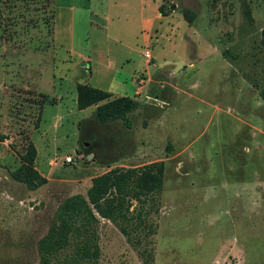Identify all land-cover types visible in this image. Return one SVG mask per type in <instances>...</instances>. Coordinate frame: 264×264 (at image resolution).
<instances>
[{
    "label": "rangeland",
    "instance_id": "rangeland-1",
    "mask_svg": "<svg viewBox=\"0 0 264 264\" xmlns=\"http://www.w3.org/2000/svg\"><path fill=\"white\" fill-rule=\"evenodd\" d=\"M166 5L174 13L156 21L147 43L132 35L140 55L120 63L98 46L95 60L80 58L90 48L83 17L71 26L54 5L50 30L45 0H0V264H40L38 240L57 206L86 195L91 177L160 161L163 184L146 203L145 223L126 237L99 218L100 252L87 264H264L263 2ZM181 7L195 14L192 23ZM132 66L145 82L140 95L123 74ZM163 70L170 82L159 91ZM115 75L126 77L120 94L142 103L129 114L131 128L96 124L94 105H76L77 83L107 90ZM160 93L170 104L148 106L147 96ZM28 141L48 179L34 190L11 176Z\"/></svg>",
    "mask_w": 264,
    "mask_h": 264
},
{
    "label": "trees",
    "instance_id": "trees-1",
    "mask_svg": "<svg viewBox=\"0 0 264 264\" xmlns=\"http://www.w3.org/2000/svg\"><path fill=\"white\" fill-rule=\"evenodd\" d=\"M262 2L264 5V0ZM45 4L46 7L52 5L50 17L43 22L51 30L55 12L54 0H45ZM166 4L167 0H162L159 6L162 15L169 11V5ZM180 10L185 19L192 23L195 14L188 8L181 7ZM245 15L251 18L248 8ZM261 33L264 46V28ZM260 95L264 99V87ZM76 105L78 109L94 105L91 120L96 124L121 120L125 127L131 128L129 114L137 110L140 103L127 95H114L87 83H77ZM78 151L81 152L79 149ZM36 157V147L32 141H28L19 166L11 172V176L29 190L37 189L48 181L35 167ZM163 173V162L160 161L141 167H114L91 177V185L86 195L68 196L57 206L55 217L38 240L40 264H52L54 261L59 264L95 262L100 252L97 242L99 218L109 220L122 234L129 237L143 224L146 203L162 188ZM133 200L136 204L130 209ZM69 248L70 252L67 251Z\"/></svg>",
    "mask_w": 264,
    "mask_h": 264
},
{
    "label": "crops",
    "instance_id": "crops-1",
    "mask_svg": "<svg viewBox=\"0 0 264 264\" xmlns=\"http://www.w3.org/2000/svg\"><path fill=\"white\" fill-rule=\"evenodd\" d=\"M161 3L162 0H54L56 9L66 10L70 13L71 26H73L76 17H83L89 22V55H83L80 58H86L85 60L88 62H91L93 58L95 60L98 55L93 51L98 46L106 50V55H111L108 57H112L120 63L124 62V59L129 62L132 56L140 55L137 43L131 39L132 35L141 37L138 36V43H140V40L147 43L151 39L156 21H162L174 13V10H169L166 15H162L159 11ZM157 30H159V26H156L154 31L157 32ZM146 52L148 51L146 50L144 53ZM147 60L151 61L152 56L150 60ZM82 66H85V63ZM85 68H87L89 78H91L93 72L91 66H85ZM127 69L124 70L125 73L123 74L132 78V81L139 83V87L136 88L134 94L140 95V89L145 82L137 74L134 66ZM117 73L119 74L120 71ZM123 78L115 75L109 84V89L106 91L114 95H121L120 92L124 91L127 86V83H125L127 82L126 77ZM169 82L170 79L166 70L161 71L155 80V84L159 85L157 88L159 91ZM147 97L148 99L145 102L148 106L156 107V101L170 104V93L167 95L165 93L149 94ZM139 103L141 106L142 103Z\"/></svg>",
    "mask_w": 264,
    "mask_h": 264
},
{
    "label": "built area",
    "instance_id": "built-area-1",
    "mask_svg": "<svg viewBox=\"0 0 264 264\" xmlns=\"http://www.w3.org/2000/svg\"><path fill=\"white\" fill-rule=\"evenodd\" d=\"M144 57L146 59H149V60L151 59V55H150L149 52L144 53ZM64 160H65V162H73L74 161V157L71 156V155H67V156H65Z\"/></svg>",
    "mask_w": 264,
    "mask_h": 264
},
{
    "label": "water",
    "instance_id": "water-1",
    "mask_svg": "<svg viewBox=\"0 0 264 264\" xmlns=\"http://www.w3.org/2000/svg\"><path fill=\"white\" fill-rule=\"evenodd\" d=\"M90 156H92V154H91V155H89V157H90Z\"/></svg>",
    "mask_w": 264,
    "mask_h": 264
},
{
    "label": "flooded vegetation",
    "instance_id": "flooded-vegetation-1",
    "mask_svg": "<svg viewBox=\"0 0 264 264\" xmlns=\"http://www.w3.org/2000/svg\"><path fill=\"white\" fill-rule=\"evenodd\" d=\"M87 146V144H85Z\"/></svg>",
    "mask_w": 264,
    "mask_h": 264
}]
</instances>
